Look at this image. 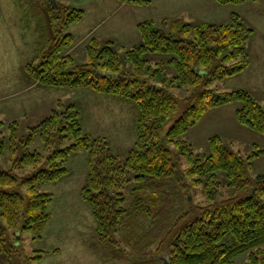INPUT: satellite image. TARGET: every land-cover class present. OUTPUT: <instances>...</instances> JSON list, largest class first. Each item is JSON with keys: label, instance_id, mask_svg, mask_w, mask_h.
<instances>
[{"label": "trees", "instance_id": "obj_1", "mask_svg": "<svg viewBox=\"0 0 264 264\" xmlns=\"http://www.w3.org/2000/svg\"><path fill=\"white\" fill-rule=\"evenodd\" d=\"M213 1L238 5L261 0ZM116 2L149 4V0ZM70 7L59 2L49 7L55 35L45 49L40 41L39 61L29 62L26 71L40 86L89 88L133 102L135 145L120 164L104 137L82 131L74 105L59 101L22 140L29 146L37 131L45 151L26 150L12 157L11 168H0V254L9 253L4 244L8 230L40 236L50 217L46 206L52 194L39 186L63 179L66 159L85 150L88 174L79 194L91 208L99 239L118 249L125 245L141 252L155 245L152 260L158 264H234L243 253L249 264H264V173L248 177L252 160L262 151L242 158L214 135L209 138L210 152L202 159L181 138L208 110L234 102L240 103L236 120L264 135V103L243 89L211 87L249 66L246 42L253 29L236 12L222 23L144 20L136 27L140 42L123 51L134 66L133 72H125L113 41L91 39L85 46L87 61L82 63L66 52L74 41L68 29L84 14ZM186 87L184 97L172 92ZM9 127L13 153V122ZM4 146L0 139V156ZM179 156L188 159L184 169ZM219 172L231 190L225 197L217 196ZM128 182L137 195L126 205L120 188ZM191 185L203 186L204 203L191 201ZM0 264H4L1 258Z\"/></svg>", "mask_w": 264, "mask_h": 264}, {"label": "rangeland", "instance_id": "obj_2", "mask_svg": "<svg viewBox=\"0 0 264 264\" xmlns=\"http://www.w3.org/2000/svg\"><path fill=\"white\" fill-rule=\"evenodd\" d=\"M64 3L70 8L76 7L84 11L81 22L72 26L75 40L68 52L78 62H86L85 46L99 37L104 42V32L109 29L116 38L125 72H133L134 66L124 58V50L132 47L135 27L133 18L122 19L124 24L111 30L119 20L114 19L115 0H0V139L5 142L3 154L0 156V168L9 169L12 157L21 156L26 150L44 152V145L38 132H34L29 146L22 140L31 133V128L44 119L52 108L60 101L64 105L72 104L79 113L82 131L90 137H104L111 152L123 164L129 149L136 141V110L133 102L115 95L96 92L89 88L68 89L61 87L40 86L36 84L28 72L29 62L39 61L40 41H44V49L55 35V26L51 22L49 7ZM217 5V4H216ZM231 12L238 13L243 22L253 29L246 50L249 61H264V0L253 3L218 5L205 7L197 12L200 17H193L191 23H221L229 19ZM111 16V17H110ZM160 21V20H159ZM89 31L91 33H89ZM133 33V34H132ZM83 36V40L79 38ZM256 63V64H257ZM250 64L242 72L217 80L211 87L219 91L243 89L259 102L264 103V75L258 74L261 68ZM250 70L252 73H250ZM173 94L184 97L188 88L173 89ZM240 103H230L208 110L201 119L192 126L182 139L192 145L194 155L205 158L209 152V138L217 135L230 151L247 158L258 153L252 160L248 177L254 179L264 173V135L240 124L235 118V110ZM13 122L16 131L15 150L10 148L9 125ZM180 167L188 166L186 156H179ZM88 153L83 150L71 154L65 166L66 176L57 182H49L39 186L41 191L52 194L46 210L50 217L38 237L34 232L22 230L13 233L7 231L5 246L9 251L0 258H11L10 264H158L153 261L154 246L144 251H135L132 247L121 245L119 249L108 241L99 239L96 233V220L91 208L80 198V188L87 181ZM27 171V170H26ZM19 173V172H18ZM190 181V179H187ZM218 197L231 194L227 187V178L219 172ZM131 182L120 189L124 193V202L131 204L137 195L131 189ZM202 185H191L189 195L194 203H204ZM140 193H142L140 191ZM1 224L5 225L3 220ZM40 257L32 259V257ZM5 257V258H6ZM7 259V258H6ZM151 260V262H146ZM234 264H249L248 254L243 253L234 259Z\"/></svg>", "mask_w": 264, "mask_h": 264}, {"label": "crops", "instance_id": "obj_3", "mask_svg": "<svg viewBox=\"0 0 264 264\" xmlns=\"http://www.w3.org/2000/svg\"><path fill=\"white\" fill-rule=\"evenodd\" d=\"M260 2L261 1L253 2V3L259 4ZM216 4L217 3L214 2L213 0H149V4L147 5H133V4H125V3L120 4L116 2V7L114 8L113 13L111 15L114 16V19L119 18V20L116 22L115 26L111 28V30L114 32L115 27L118 28L119 26L123 25L124 20L122 19H126V18L129 19V18L134 17L132 21V25L135 27V30L137 32L136 34L138 35H135V33L134 34L132 33L134 35L133 40H136L135 43H139L140 36L136 28L139 22H142L144 20H154L157 22L162 18H180L186 22H191L193 17H200L198 16L197 12L201 13L203 8L208 7V6L214 8V6L218 7V5H220V4H217V5ZM83 17H84V14L81 20L70 25L68 30L70 31V28L72 26L81 22L83 20ZM70 33L73 35V38L75 40L74 32L70 31ZM89 33L91 32L89 31ZM111 34L112 32H110L109 29L107 30V32H104L103 37H105L106 39L102 41H107V40L113 41L116 44V47L119 48L117 46L118 40L116 41V38H113ZM98 38H99L98 36L93 37V39H97L98 41L99 39H102V38H99V39ZM82 40H83V36L79 38V41H82ZM262 62L263 63L260 62V64L258 65L257 61L251 60L250 58V68H252V66H254L257 63L256 66H259V68H261L260 71H258V74L264 75V61ZM250 73H252L251 70H250ZM250 93L252 94L251 88H250ZM5 257L2 256V258L6 260L7 262L9 258L6 257L7 258L6 259Z\"/></svg>", "mask_w": 264, "mask_h": 264}, {"label": "water", "instance_id": "obj_4", "mask_svg": "<svg viewBox=\"0 0 264 264\" xmlns=\"http://www.w3.org/2000/svg\"><path fill=\"white\" fill-rule=\"evenodd\" d=\"M190 198V197H189Z\"/></svg>", "mask_w": 264, "mask_h": 264}]
</instances>
